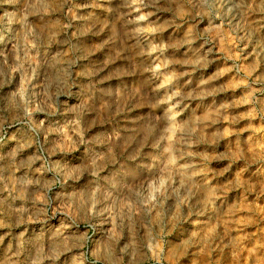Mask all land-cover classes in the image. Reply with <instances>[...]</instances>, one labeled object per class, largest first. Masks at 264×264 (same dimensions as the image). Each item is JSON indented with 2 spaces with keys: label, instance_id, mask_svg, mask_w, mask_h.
<instances>
[{
  "label": "clouds",
  "instance_id": "1",
  "mask_svg": "<svg viewBox=\"0 0 264 264\" xmlns=\"http://www.w3.org/2000/svg\"><path fill=\"white\" fill-rule=\"evenodd\" d=\"M0 264H264V0H0Z\"/></svg>",
  "mask_w": 264,
  "mask_h": 264
}]
</instances>
